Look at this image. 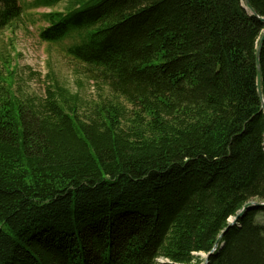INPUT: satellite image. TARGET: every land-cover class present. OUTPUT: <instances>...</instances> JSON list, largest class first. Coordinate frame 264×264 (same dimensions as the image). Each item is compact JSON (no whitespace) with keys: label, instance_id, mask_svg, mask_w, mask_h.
Instances as JSON below:
<instances>
[{"label":"trees","instance_id":"1","mask_svg":"<svg viewBox=\"0 0 264 264\" xmlns=\"http://www.w3.org/2000/svg\"><path fill=\"white\" fill-rule=\"evenodd\" d=\"M31 7L50 9L39 38L69 39L103 89L22 98L0 83V264H202L264 201V23L245 0ZM22 14L0 0V31ZM259 211L208 264H264Z\"/></svg>","mask_w":264,"mask_h":264},{"label":"rangeland","instance_id":"2","mask_svg":"<svg viewBox=\"0 0 264 264\" xmlns=\"http://www.w3.org/2000/svg\"><path fill=\"white\" fill-rule=\"evenodd\" d=\"M33 1L20 0V20L0 31V83L12 82L10 89L22 98H42L46 88L58 83L72 93L77 92L82 100L93 99L103 88L89 79L82 64L68 55L69 39L48 43L39 38V30L47 26L41 14L50 9L33 8ZM62 8L63 4H59L55 9ZM255 219L264 223V211H259ZM200 256L204 258L205 254Z\"/></svg>","mask_w":264,"mask_h":264},{"label":"water","instance_id":"3","mask_svg":"<svg viewBox=\"0 0 264 264\" xmlns=\"http://www.w3.org/2000/svg\"><path fill=\"white\" fill-rule=\"evenodd\" d=\"M245 7L249 10V12L253 15H255L262 23H264V17L258 16L256 14V12L251 8V6L248 3V0H245ZM264 40V29L261 33V36L259 38V42H258V48H257V54H256V61L258 64V59H259V52H260V48H261V44ZM256 77H257V86L259 88V84H260V70L258 68L257 65V71H256ZM262 109L264 112V103L262 104ZM252 207H264V201H256V200H251L249 202H246L245 204L242 205V207L240 208V210L231 218L230 221H228L227 226L220 232V234L217 236L216 242L214 244V246L212 247V249L205 254L204 256V260L202 262V264H208V258L209 255L212 253V251L215 249L218 241L220 240L221 236L232 226L234 225L237 220L240 218V216H242L244 214V212L248 209V208H252Z\"/></svg>","mask_w":264,"mask_h":264}]
</instances>
